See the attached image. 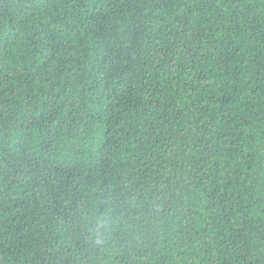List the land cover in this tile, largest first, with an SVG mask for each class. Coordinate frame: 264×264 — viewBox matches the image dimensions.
Returning a JSON list of instances; mask_svg holds the SVG:
<instances>
[{"label":"trees","instance_id":"obj_1","mask_svg":"<svg viewBox=\"0 0 264 264\" xmlns=\"http://www.w3.org/2000/svg\"><path fill=\"white\" fill-rule=\"evenodd\" d=\"M0 264H264V0H0Z\"/></svg>","mask_w":264,"mask_h":264},{"label":"clouds","instance_id":"obj_2","mask_svg":"<svg viewBox=\"0 0 264 264\" xmlns=\"http://www.w3.org/2000/svg\"><path fill=\"white\" fill-rule=\"evenodd\" d=\"M96 243H97V244H102V243H104L103 238L98 236L97 239H96Z\"/></svg>","mask_w":264,"mask_h":264}]
</instances>
